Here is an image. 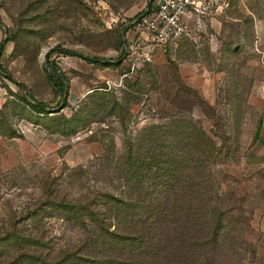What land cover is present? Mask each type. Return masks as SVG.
<instances>
[{
    "label": "rangeland",
    "instance_id": "obj_1",
    "mask_svg": "<svg viewBox=\"0 0 264 264\" xmlns=\"http://www.w3.org/2000/svg\"><path fill=\"white\" fill-rule=\"evenodd\" d=\"M148 3L0 0V264L91 243L83 213L111 217L121 201L164 213L161 229L202 213V236L161 264H261L264 0L191 17L176 46L132 68L124 51ZM192 147L202 158L165 177L169 154Z\"/></svg>",
    "mask_w": 264,
    "mask_h": 264
},
{
    "label": "trees",
    "instance_id": "obj_2",
    "mask_svg": "<svg viewBox=\"0 0 264 264\" xmlns=\"http://www.w3.org/2000/svg\"><path fill=\"white\" fill-rule=\"evenodd\" d=\"M61 80L62 78H57L59 83ZM18 85L25 89L23 84ZM31 106L38 111L47 112V106L39 101H35ZM186 150L184 153L187 159H180L175 152L169 154L164 162L168 165L163 171L165 177L173 178L179 169V163L187 160L194 162L193 160L202 158V149L199 147ZM146 159L153 163L155 156L148 154ZM157 162L159 161L156 159L154 163ZM112 202L117 204L114 200ZM119 204L121 207H116L111 217H102L100 213L91 210L83 213V216L98 225L99 233L94 235L95 239L91 243L86 241L79 246L64 249L54 257L39 253L33 259L35 264H141V258L146 256L151 258V262L157 261L161 264L160 259L164 260L167 254H187L196 238L202 236V213L198 208H186L185 214L174 217L169 226L161 229L156 227V223L164 213L153 212L150 204L147 208L142 207L141 211L145 210L142 214L135 212L136 208H126L130 207L131 202L125 204L121 201ZM151 218V223H148L147 220ZM171 245L173 248L169 251Z\"/></svg>",
    "mask_w": 264,
    "mask_h": 264
},
{
    "label": "built area",
    "instance_id": "obj_3",
    "mask_svg": "<svg viewBox=\"0 0 264 264\" xmlns=\"http://www.w3.org/2000/svg\"><path fill=\"white\" fill-rule=\"evenodd\" d=\"M228 3L229 0H153L148 11L131 23L132 33L138 36L127 44L124 57L132 68L150 62L157 51L176 46L189 33L191 17L208 15ZM128 34L129 31L126 37Z\"/></svg>",
    "mask_w": 264,
    "mask_h": 264
},
{
    "label": "crops",
    "instance_id": "obj_4",
    "mask_svg": "<svg viewBox=\"0 0 264 264\" xmlns=\"http://www.w3.org/2000/svg\"><path fill=\"white\" fill-rule=\"evenodd\" d=\"M230 1H243V0H229ZM218 10H222V9H218ZM257 141L259 142V146L257 149V155L256 157L261 160L264 161V111L262 113V117H261V121H260V127H259V135L257 138ZM264 164V162H263ZM260 263L264 264V234H263V242H262V246H261V252H260Z\"/></svg>",
    "mask_w": 264,
    "mask_h": 264
},
{
    "label": "water",
    "instance_id": "obj_5",
    "mask_svg": "<svg viewBox=\"0 0 264 264\" xmlns=\"http://www.w3.org/2000/svg\"><path fill=\"white\" fill-rule=\"evenodd\" d=\"M151 1H152V0H149V3H148V6H147L146 11H148V9H149V7H150V2H151ZM146 11H145V12H146ZM145 12H143V13L137 15L136 18H137V19L140 18L143 14H145ZM123 34H124V30H122V32H121V39H122V41H123ZM46 52H47V51H46ZM46 52H45V53H46Z\"/></svg>",
    "mask_w": 264,
    "mask_h": 264
},
{
    "label": "flooded vegetation",
    "instance_id": "obj_6",
    "mask_svg": "<svg viewBox=\"0 0 264 264\" xmlns=\"http://www.w3.org/2000/svg\"><path fill=\"white\" fill-rule=\"evenodd\" d=\"M153 2V0L150 2V4Z\"/></svg>",
    "mask_w": 264,
    "mask_h": 264
}]
</instances>
